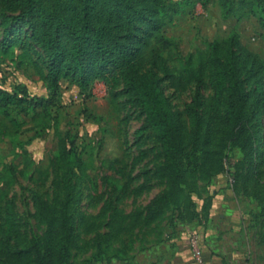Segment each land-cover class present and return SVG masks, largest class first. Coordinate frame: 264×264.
I'll return each instance as SVG.
<instances>
[{"label": "rangeland", "instance_id": "1", "mask_svg": "<svg viewBox=\"0 0 264 264\" xmlns=\"http://www.w3.org/2000/svg\"><path fill=\"white\" fill-rule=\"evenodd\" d=\"M1 21L0 7V85L9 90L26 85L33 94H47L39 74L45 68L42 51L14 41L30 31L29 24L6 26ZM165 29L172 41L165 54L173 76L163 86L179 112L195 92L193 82L180 84L185 80L181 71L192 54L199 58L198 52L212 41L237 31L242 42L264 59V32L257 18L247 13L225 18L218 0H190ZM201 60L196 61L197 68ZM62 81L60 106L54 108L58 128L16 133L0 112V225L4 199L14 197L19 243L24 246L45 236L47 223L39 216V207L52 199L51 162L64 143L61 134L70 132L86 163L78 186L82 192L73 264H264V183L257 182L249 158L238 153L234 174L226 163L201 180L186 203L171 205L163 214L155 212L148 222L153 200L169 188L170 178L164 172L160 144L149 131L137 133L145 125L144 114L122 94L115 95L120 88H109L102 80L93 82L88 98L77 85ZM204 95H212L208 82ZM15 116L29 120L24 114ZM141 150L144 159L135 164Z\"/></svg>", "mask_w": 264, "mask_h": 264}, {"label": "trees", "instance_id": "2", "mask_svg": "<svg viewBox=\"0 0 264 264\" xmlns=\"http://www.w3.org/2000/svg\"><path fill=\"white\" fill-rule=\"evenodd\" d=\"M189 2L0 0L3 25L29 24L30 31L14 41L42 51L45 68L39 74L48 89L38 95L26 85L13 90L0 85V112L13 123L11 131L58 128L54 108L60 106L64 79L77 85L84 98L92 96L97 79L109 88H120L115 95L122 94L144 114L145 125L137 133L149 131L160 144L164 172L170 178L169 188L153 200L148 222L155 212L163 214L171 205L186 203L199 182L226 163L232 174L239 165L238 153L249 158L257 182L264 183V59L242 42L237 31L200 50V67H196L200 57H189L180 84L193 82L195 92L183 112L173 108L166 94L163 81L171 80L172 70L165 53L172 41L165 26ZM218 3L225 18L250 14L264 32V0ZM207 82L212 90L209 98L204 95ZM21 114L29 120L15 116ZM61 137L64 143L51 162L52 199L39 207V216L47 223L45 236L24 246L18 242L16 201L7 195L0 225V264H73L72 240L82 192L78 186L86 163L75 135L66 132ZM144 156L141 150L135 164ZM35 198L39 201L40 195Z\"/></svg>", "mask_w": 264, "mask_h": 264}, {"label": "crops", "instance_id": "3", "mask_svg": "<svg viewBox=\"0 0 264 264\" xmlns=\"http://www.w3.org/2000/svg\"><path fill=\"white\" fill-rule=\"evenodd\" d=\"M63 85V81H61V86Z\"/></svg>", "mask_w": 264, "mask_h": 264}]
</instances>
